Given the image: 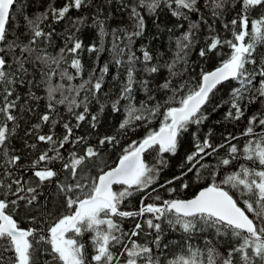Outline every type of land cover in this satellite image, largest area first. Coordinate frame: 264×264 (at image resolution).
I'll use <instances>...</instances> for the list:
<instances>
[{
	"label": "snow or ice",
	"instance_id": "6c2138e0",
	"mask_svg": "<svg viewBox=\"0 0 264 264\" xmlns=\"http://www.w3.org/2000/svg\"><path fill=\"white\" fill-rule=\"evenodd\" d=\"M16 2L17 0H0V115L3 117L0 119V169L3 170L0 172V264H161L160 254L156 250L162 246L164 225L183 232L186 242L191 241L197 233L204 234L207 249L205 259V253L200 248L188 243V254L170 259L167 264H236V257H239V264H264V112L250 116L248 126L240 136L229 133L224 137L223 143L212 142L211 129L203 139L198 130L191 132L193 125L199 126L208 118L204 106L209 103L210 96L218 86L225 81L237 79L241 82V87L233 91L231 109L226 113V119L238 121L244 117L247 104L242 105L241 102L246 99L245 92L250 93L247 97L250 103L264 99V60L258 63L253 56L257 45L264 43V0H236L241 11L237 18L230 21L234 39L221 40L219 35L214 34L208 37L206 48L199 50V55L205 57L208 52L227 45L231 54L214 70L202 72L194 87H189L187 82L173 86L172 78L180 75L174 70L176 65L181 61L187 62L188 53L196 42V33L201 24L207 25L210 32H215L203 15L191 21L187 30L177 38V52L171 63H152L154 58L151 52L142 50L143 71L149 76L161 72L165 67L168 70V78L157 86L166 96L171 92L163 103L151 94L149 79L137 81L135 63L139 57L131 52L127 44L120 48L114 58L117 66L125 63L118 57L125 52H129V55L126 77L120 84L119 94L111 102V109L116 113L121 111V101L127 102L123 107L125 116L119 124L118 132L134 130L137 122L151 124L154 119L162 117L159 127L150 129L142 139L133 140L125 147L114 167L107 170L101 168L95 177H89L85 169L90 161L99 159L100 152L89 145L83 154L72 151L65 159L60 150L66 144L86 143V140L84 136L74 137L73 126L70 122H64L65 135L62 138H57L54 131L37 136L39 142H44L49 147L32 161L28 169L36 178L35 186H32L31 177L27 180L22 175L13 178L12 170L22 167L21 156L14 154L9 143L15 132L14 127L10 128L9 122L15 124L17 121L14 110L18 108L20 100L15 95V87L25 83L24 77L28 75L26 65H32L34 69L43 65L50 69L41 73L46 84L48 111L40 119L42 123H51L53 128L60 122L52 115L56 113L57 105L66 106L68 113L76 121V128L80 127V122L88 120L89 116L91 127L97 126L99 117L91 115L90 104L93 100L99 102L109 65L105 63L99 67L97 64L99 74L97 68L93 67L87 79H83L85 69L80 59L84 48L83 41L71 33L66 38L65 47L55 56L39 47L41 43L51 42L54 31H45L46 21L59 23L73 9L80 10L88 6L90 0H65L62 7H56L54 0H50L43 12L34 17H23L27 31L23 40L10 30ZM229 3L230 0H208L203 6L210 5L212 16L219 18ZM165 6L171 10L173 16L184 21H189L190 14L201 13V0H138L137 4L126 6L130 9L134 30H123L125 38L132 42L146 28L144 15L137 10L138 7H146L149 13L155 15ZM254 9L261 14L250 20L249 13ZM85 19L77 17L72 20V28L79 31ZM95 23L99 27L100 35H106L105 22L96 18ZM237 25L239 31H235ZM179 27L183 28L184 25L180 24ZM228 27V24L224 25V28ZM113 35L115 37V30ZM87 50L99 54L104 49L102 44H91ZM66 54L73 57L70 67L75 70V75L64 69L60 71L59 78L61 81L66 79L68 83L53 84L52 78L57 75L55 69L60 68L62 62L67 64ZM250 64L256 67L249 70L246 65ZM78 77L81 78L79 84L71 83ZM257 77L260 78L258 88L253 85ZM137 85L146 97L138 104ZM182 92L185 94L181 96ZM82 93L84 95L81 98ZM29 96L35 100L40 99L31 92ZM103 107L101 105V112ZM34 127L39 129L41 125ZM189 133L194 150L186 156L187 170L160 184V188L173 184L193 170L199 179L201 170L210 167L204 162L206 157L218 156L221 149H226L225 156L218 159L207 186L201 188L193 198L162 199L159 194L152 196L149 190L151 193L157 192L155 185L162 169L167 166L165 155H176ZM240 137L247 138L242 147L233 143ZM118 143L116 135L104 136L98 142L99 146ZM29 147L35 149L37 145L32 144ZM152 153L156 154V159L154 163H149L146 154ZM241 158L258 162L259 167L239 164L237 170L229 172L217 182L220 170ZM56 161H61L62 169L68 173L63 181L60 180V172L51 166ZM53 180L57 182V195L63 196L67 214L57 217L46 231L38 223L36 227H21L14 216L15 209L21 203L34 206L42 195L41 186ZM114 185L122 186V190L115 191ZM182 187L187 188L188 184L185 183ZM230 189L237 190L239 197ZM167 190L176 191L172 187ZM138 193L145 194L140 200L138 210H122L121 205L125 200ZM148 199L153 202L145 203ZM128 218H141L143 222H136L130 232H125L121 221ZM31 219L36 223L35 216ZM145 228L153 239L140 243L138 238ZM86 233L91 234L89 245L82 240ZM227 236L235 238L238 243L229 247L224 255L218 251L216 245ZM117 246L121 249L119 252L115 251ZM163 247L167 248V245L164 244Z\"/></svg>",
	"mask_w": 264,
	"mask_h": 264
},
{
	"label": "trees",
	"instance_id": "16d2710c",
	"mask_svg": "<svg viewBox=\"0 0 264 264\" xmlns=\"http://www.w3.org/2000/svg\"><path fill=\"white\" fill-rule=\"evenodd\" d=\"M208 0H201V13L200 14H190L189 21H184L183 19H178L171 14V10L168 7H162L157 11L155 15L149 13L146 7H138L145 18L146 28L143 34L139 37H134L132 42H129L125 36L124 31H133L134 23L130 18V9L126 7L127 5H134L138 3V0H90L88 6L82 7L80 10L73 9L68 17L56 23L54 21L45 22V31H51L54 29L51 37L50 43L39 44L40 48H45L47 52L55 56L59 53V50L65 47L66 38L71 33L74 34L75 38L83 41L84 48L80 53V59L84 65L83 79H87L89 71L93 68H97V74H99V67H102L105 63L109 65V72L104 77V87L99 94V102L93 100L90 104L91 115H98L99 120L95 128L91 127L90 116L88 120L80 122V127L76 128V121L74 117L68 113L65 105H57L56 113H52L60 122L56 124L55 128L52 127L51 123H42L40 117L48 111L47 109V91L46 84L44 83V77L41 73L47 72L50 69L43 65H38L36 69L32 65H26L28 68V75L24 77L25 83L15 87V95L20 97L18 101V108L14 110L17 115V121L15 124L9 122L10 128L14 127L15 132L10 138V147L14 149V154L21 156L22 165L21 168L13 169V178L17 175H22L27 180L29 177L32 178V186L36 184V178L32 176V172L28 171L31 167L32 161H34L38 155L46 150L49 145L44 142H39L37 140L38 135L49 134L50 131H54L57 138H62L65 135V130L63 128L64 122H70L73 126V136H84L86 143L79 144H66L61 153L64 155L65 159L68 158L69 153L75 151L78 154H83L87 146L96 147L100 152L99 159H94L88 163L85 172L89 177H95L101 168L107 170L109 167H114L118 163L119 156L122 154V150L127 147L133 140L142 139L150 129L158 128L160 119H154L151 124H143L137 122V126L134 130H128L123 133L118 132L119 124L124 119L125 113L123 111L126 101H121V111L119 113L113 112L111 109V102L116 99L119 94V88L121 82L126 77L127 68V58L129 52H125L119 59L125 61L124 64L119 66L116 65L115 59L117 52L120 48H123L127 44L131 52L135 53L139 60L136 61L135 66L137 68L136 78L137 81L143 79H149L150 86L152 88L153 95L161 103L167 96L171 95V92L167 93V96L163 92L158 90V85L162 84L165 79L168 78L169 73L167 68H162L161 72L147 74L143 71V56L142 50L147 49L151 52L153 56L152 63H158L161 65H166L171 63L176 52L177 38L187 30L188 25L191 21H195L199 18V15L208 21V24L212 25L215 32L209 31L207 25L201 24L199 30L196 33V42L194 46L189 51L187 56V62H179L175 71L180 73V75L172 78L173 86H177L181 83L187 82L189 87H194L200 80L202 72H207L218 67L222 60L227 59L231 54V49L227 45L219 47L217 50L208 52L205 57L199 55V50L201 48H206L208 37L211 35H219L221 40H233V28L230 21L237 18V14L241 11L239 4L236 0H230V3L223 10V15L219 18H214L212 16V9L209 5L204 7L203 5L207 3ZM50 0H17L14 5V10L12 12L13 22L10 25V30L14 35L20 36L23 40L27 36V31L24 27L23 17L29 16L34 17L35 15L43 12ZM56 7H62L65 0H54ZM175 7V5L173 6ZM259 10H252L249 13L250 20L256 19L260 15ZM77 17H84L85 23L80 27L79 31H75L72 28L71 21L75 20ZM99 18L103 20L106 35L103 37L100 35L99 27L95 23V19ZM183 24L184 27H179ZM228 24L229 27L226 29L224 25ZM115 30V37L113 31ZM239 25L236 26L235 31H239ZM249 30L250 27H249ZM120 37V39H116ZM246 38V42H247ZM114 40L116 43V48L114 49ZM25 42H27L25 40ZM91 44H96L100 46L102 44L103 51L99 54L88 52V47ZM97 55L99 59L97 60ZM254 58L259 63L264 60V43L258 44L256 52L253 54ZM71 55L66 54L65 59L67 64L61 63L60 68L55 69L57 75L52 78L53 84L64 83L67 84L68 81L65 79L61 81L59 78L60 71L67 69V71L75 75V70L70 67ZM97 64L99 67H97ZM249 70L255 68V65H246ZM55 68V66H53ZM38 69V70H37ZM259 77L253 81L255 87H259ZM32 81L33 83H28ZM81 78L73 80L71 83L79 84ZM241 87L240 80L231 79L223 83V85L218 86V89L214 91V94L210 96V101L204 106L205 115L208 117L199 126L193 125L191 132H196L201 139L208 133L211 129L213 135L211 140L214 144H219L224 142V137L229 133L233 135L240 136L248 126V118L252 115H258L264 112V99L256 100L255 102H248L247 97L250 93L245 92L244 95L246 99L242 101V105L247 104V109L245 111L244 117L240 120H230L226 119V113L231 109V101L233 98V91L235 88ZM34 93L36 97L40 99L35 100L30 98L29 93ZM0 94H2V89H0ZM182 92L180 95H184ZM84 94H81V98ZM57 99H59V94H57ZM146 99L143 91L139 90V85H137L136 90V100L137 104L139 101ZM179 99V97H177ZM101 105H103V111L101 112ZM178 106V105H176ZM30 109V110H29ZM77 111H82V109H77ZM163 111V109H161ZM0 115V119H2ZM41 125L39 129H36L35 125ZM259 131V128H257ZM108 135H116L119 143L116 145L99 146L98 142L101 138ZM246 137H240L239 140L233 141L237 143L238 146H243L246 142ZM191 134L185 136V140L182 144L181 149L176 155L166 154L165 159L167 160V166L164 167L160 173L159 180L155 187L157 188L156 193H149L154 196L159 194L162 199H190L198 191L207 186L210 180V173L214 171V166L217 164L219 158L225 156L226 149H221L218 156L206 157L205 163L210 165L207 169H202L200 172V178L197 179L195 170L193 172L187 173L180 180L174 181L171 185H166L164 188H160V184H164L165 181L170 180L173 176H180L183 171L187 170L186 156L194 150V145L191 142ZM36 144L35 149L29 147V145ZM146 159L149 163H154L156 159V154L151 155L146 154ZM62 162L56 161L53 166L57 171L60 172V180L63 181L68 175L61 167ZM239 164H246L248 167L258 168V162L246 161L244 159H239L234 161L231 166L222 168L220 170L219 176L217 177V182L224 175L231 171L237 170ZM3 170L0 169V172ZM7 182V178H5ZM56 181L53 180L51 183H45L41 186L40 191L42 195L38 198V202L34 206H26L21 203V206L14 211V216L17 218L21 227L30 228L36 227L37 223L39 226L46 231L54 220L64 214H67V209L64 204V199L62 195H57ZM188 184L187 188H183V184ZM168 187L175 188V192H169ZM227 189V186H225ZM115 191L122 190V186L115 185ZM231 192L235 193L239 197V192L235 189H230ZM144 193H138L127 200L121 205L122 210H138L140 207V200ZM153 202L152 199H148L145 203ZM241 206L243 204L241 203ZM35 216L37 218L36 223H34L31 217ZM136 222H143L141 218L136 219H123L121 221L122 228L125 232H130ZM145 231L138 238V242L145 243L146 241H151L153 239L152 235ZM211 234V233H210ZM90 235L86 233L82 240L86 245L90 244ZM204 234H195L191 241L186 242V235L179 229L172 230L167 225H164V234L162 246L159 250H156L160 254L161 264H167V261L176 258L180 255L188 254V243H191L194 247L200 248L205 253L207 249L205 248ZM136 239V238H134ZM238 243L235 238L230 236L224 237L220 243L216 245L218 251L221 254L226 255V250L233 244ZM166 244L167 248L163 245ZM121 249L119 246L116 247L115 251L119 252ZM92 249L89 247V252ZM162 253V254H161ZM236 264H239V257L235 258Z\"/></svg>",
	"mask_w": 264,
	"mask_h": 264
},
{
	"label": "water",
	"instance_id": "95a60500",
	"mask_svg": "<svg viewBox=\"0 0 264 264\" xmlns=\"http://www.w3.org/2000/svg\"><path fill=\"white\" fill-rule=\"evenodd\" d=\"M213 70H214V69H213ZM211 71H212V70H211ZM230 80H231V79H230ZM225 82H226V81H225ZM114 186H115V185H114ZM114 186H113V187H114ZM197 194H198V193H197ZM192 198H193V197H192ZM190 199H191V198H190Z\"/></svg>",
	"mask_w": 264,
	"mask_h": 264
}]
</instances>
